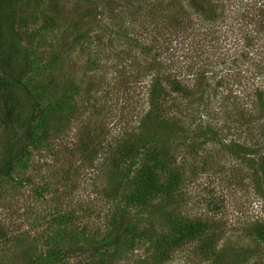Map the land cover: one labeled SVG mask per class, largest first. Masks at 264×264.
I'll return each mask as SVG.
<instances>
[{"label":"rangeland","instance_id":"374dc122","mask_svg":"<svg viewBox=\"0 0 264 264\" xmlns=\"http://www.w3.org/2000/svg\"><path fill=\"white\" fill-rule=\"evenodd\" d=\"M145 1L139 9L127 0H12L28 59L22 83L42 110L29 113L27 137L22 128L0 125V163L16 143L15 161L0 173V264H211L215 250L236 253L240 264H264V231L239 233L264 220V188L248 166V159L259 165L263 145L232 123L246 118L240 101L251 109L257 101L248 94L262 81L252 74L258 58L229 55L227 89L213 90L211 82L189 103L169 87L171 69L156 70L147 43L161 15L156 9L170 0ZM205 1L222 19L212 24L199 16L186 25L193 38L183 39L179 77L214 53L206 40L222 31L220 23L233 38L241 33L237 24L244 26L248 0ZM179 2L196 17L189 0ZM9 4L0 0V7ZM148 5L155 10L147 12ZM166 91L167 104L176 100L181 109L170 108L167 117L183 122H155L145 147L119 160L115 149L137 138L148 98ZM189 106L199 119L186 116ZM145 166L162 186L150 207L138 200ZM211 196L224 201L222 218L207 208ZM117 210L149 221H134L119 235ZM209 219L227 223L208 244L202 239Z\"/></svg>","mask_w":264,"mask_h":264},{"label":"trees","instance_id":"16d2710c","mask_svg":"<svg viewBox=\"0 0 264 264\" xmlns=\"http://www.w3.org/2000/svg\"><path fill=\"white\" fill-rule=\"evenodd\" d=\"M127 1L131 3L130 0ZM134 1L136 3H131V5L139 9H142L141 4L146 2L145 0ZM109 2L111 3L112 0H109ZM189 2L191 3V8L196 17L192 16L188 18L190 15L189 12L184 9L179 0H170L165 6H159L158 8L160 9H156L161 15L153 20L147 31L149 37L147 43L151 46L152 52H150L153 62H155V66H157L156 70L163 71L167 70L166 68L169 67V69H171L167 76L171 77L169 87L172 88L173 92L188 99L190 103L194 100L198 92L200 96H203L204 90L210 86L211 82H213V90L227 89V85L230 83L227 80V73L229 70L227 63L229 55L239 56L242 61H247L257 56L258 60L254 63L255 67L252 74L256 76L258 80L262 81H259L253 89L250 90L249 94L246 92L244 93L246 95L248 94V96L252 95L257 97V101H251L249 104L255 111L249 107L244 108L245 105L243 104L246 103L240 101V110L242 111H240L239 114L244 115L246 118L241 120L234 119L232 123L235 121L238 122L240 132L245 133L253 142L260 140V145H263L261 148L262 151H260V153L256 152L258 166H253L251 162L252 159H248L250 160L248 166L251 168L252 174L261 178L256 181L257 188L261 190L264 188V55H262V53H264V0H248L247 3L244 4L247 10V17L242 20L245 22L244 26H239L241 23L237 24L241 30L240 35L234 38L231 37L235 32L230 31L228 33L227 30L229 28H226V25L223 26V23H220L219 27L222 28V31L213 30L211 37L207 40L205 39L214 50V53L211 54L208 51L210 57L207 59L203 58L202 67L200 68L191 71L194 66L192 65L191 67V65H187L188 77L183 78L178 75L183 74L180 68L184 65L183 61L187 59V54L185 49L182 51L181 47L183 39L189 37V40H191L193 38V34H191L192 31L188 34L186 33V25L189 23L193 24V22L195 23V18L199 16H204L203 18H207L212 24L213 20L222 19L218 15L216 18L214 7L207 1L189 0ZM12 4V0H10L8 6L0 7V125L22 128L24 135L27 137L31 128L29 113L33 108L37 111L42 109H40L38 103L34 101V97L30 91H28L22 83V77L28 69V59L24 54L25 50L21 49L19 46L21 35L16 29L18 18ZM150 4L152 5V3ZM125 5L128 6L130 4ZM151 5H148V7ZM119 7H123V5H119ZM155 8L151 6L147 12L155 10ZM224 10L225 7H221L219 11L224 12ZM164 30L167 31V35L163 33ZM190 43L192 44V42ZM190 43H188V45H190ZM201 54L202 53H198L195 57L201 58ZM184 79L186 81L185 83H183ZM235 85L237 87V84ZM163 95V98H160L159 95L150 96L148 98L149 108L140 119L137 138L131 142L122 141L115 149L119 160H132L137 150L145 147L153 136L151 135V132H153L151 129L153 128L149 127L150 125L159 122L162 126L170 127L169 122H167L168 119L175 118V120H180L177 116L171 118L167 117L166 112L170 110V108L173 107L177 114L181 109L179 108L180 104L176 100H174L172 104H167L170 93L166 91ZM191 107L192 106H189V113H187L186 116L188 117L192 114L191 119H199V117H196L197 115L192 112ZM236 110L237 109H233L232 111L235 112ZM15 144L16 143H11L7 155L4 156L5 158L3 157L0 163V173L8 171V168L15 161V154L13 153ZM230 150L235 151V148L233 147ZM143 175L146 180L141 186L143 189L141 193H139L138 200L141 204L148 203V207H150L152 203L151 199L162 192V186H160V183L156 180L158 178L151 167L145 166V168H143ZM122 176L125 177L126 173ZM262 197L264 201V192L262 193ZM218 202V198L211 196L206 201V206L211 211V214L222 218V216H224L223 212L225 205L224 201H222V205ZM138 215L139 217L136 216L131 218L123 210H117L115 219L112 222L117 234L122 235L134 221H149L147 215ZM213 218L214 217H212V219ZM212 219L207 221L209 224L204 233L205 238L202 239V242L208 244L215 243L216 240H219V235L224 232L226 229L225 224L227 223V219H225V224L223 221L224 219ZM256 222L257 223L253 227L246 224L241 228V231L239 228L236 230H239V233H246L248 235L257 229H259L258 232L264 231V220ZM213 256L214 260L211 264H240V257H236V253L231 254L226 250L222 252H217L215 250Z\"/></svg>","mask_w":264,"mask_h":264}]
</instances>
